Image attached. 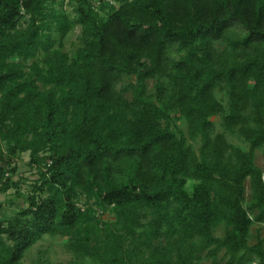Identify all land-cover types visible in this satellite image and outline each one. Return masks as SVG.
Returning <instances> with one entry per match:
<instances>
[{"label": "trees", "instance_id": "16d2710c", "mask_svg": "<svg viewBox=\"0 0 264 264\" xmlns=\"http://www.w3.org/2000/svg\"><path fill=\"white\" fill-rule=\"evenodd\" d=\"M65 2L0 0V194L24 153L47 193L0 216V264L46 236L96 264H264V0ZM76 26L70 57L55 46Z\"/></svg>", "mask_w": 264, "mask_h": 264}, {"label": "rangeland", "instance_id": "374dc122", "mask_svg": "<svg viewBox=\"0 0 264 264\" xmlns=\"http://www.w3.org/2000/svg\"><path fill=\"white\" fill-rule=\"evenodd\" d=\"M63 11L70 13L72 17H75V12L73 8L68 4L66 0L63 7ZM22 28L27 26V22L23 19L20 23ZM60 43L62 45L60 46ZM82 28L81 26H76L74 30L70 31L65 38L59 40L55 48L59 49L63 53H67L72 57L77 49L82 46ZM174 53V52H173ZM178 53H174L173 57L178 58ZM44 54L40 53L37 61L42 63L44 59ZM29 64L32 61L28 62ZM43 64V63H42ZM134 77L125 78L124 81L119 85V88H124L129 83L134 82ZM155 81H149V93H154L155 91ZM128 98H132L131 92L125 93ZM217 96L220 100L224 102L225 105H228L227 96L225 93L217 91ZM215 122L217 123L218 131H223L221 126V117H214ZM178 125L184 130L187 134V124L183 119L177 121ZM228 141L236 146L243 149H246L248 144L244 138L238 132L227 133ZM196 151H199L200 142L190 141ZM1 147L4 153H7L6 145L1 144ZM256 164L263 169L264 171V150H258L255 155ZM30 154L24 153L16 157L15 162L12 164V167H16V170L12 173L10 172L7 177H10L13 183H19L18 186H12L7 192L0 194V203L2 208L0 210V216H12L18 209L22 208L25 205V197L31 194H35L38 197H47V193L38 192L35 189V183L39 181L40 175L38 169L34 166H29ZM251 199V186L249 180L246 181V202L247 204ZM78 202L85 207V198L79 197ZM103 221L114 222L115 218L110 215V213H105L102 216ZM113 231L118 229L112 228ZM224 229L220 228L217 232L218 235L222 236L224 234ZM119 232V231H118ZM121 233V232H120ZM258 235L264 238V227L259 225L253 226L251 230L250 245H254L257 242ZM69 237L68 236H46L41 241H39L32 249H30L25 258L22 260V264H96L92 259L85 258L77 254L69 246ZM205 256V253L203 254ZM224 257V251L219 253L218 263L227 264V259ZM199 264H214L213 260L210 258L204 259ZM250 264H259V259L254 258L253 262Z\"/></svg>", "mask_w": 264, "mask_h": 264}]
</instances>
